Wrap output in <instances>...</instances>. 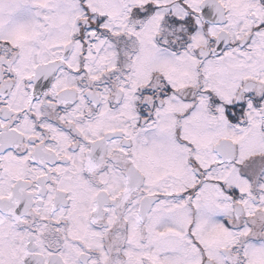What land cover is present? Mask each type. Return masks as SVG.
<instances>
[{"label":"snow or ice","instance_id":"1","mask_svg":"<svg viewBox=\"0 0 264 264\" xmlns=\"http://www.w3.org/2000/svg\"><path fill=\"white\" fill-rule=\"evenodd\" d=\"M0 264H264V0H0Z\"/></svg>","mask_w":264,"mask_h":264}]
</instances>
